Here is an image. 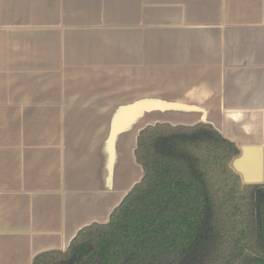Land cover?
I'll return each mask as SVG.
<instances>
[{"label": "crops", "instance_id": "0c3cea01", "mask_svg": "<svg viewBox=\"0 0 264 264\" xmlns=\"http://www.w3.org/2000/svg\"><path fill=\"white\" fill-rule=\"evenodd\" d=\"M156 122L212 124L264 183V0H0V264L107 221Z\"/></svg>", "mask_w": 264, "mask_h": 264}, {"label": "trees", "instance_id": "16d2710c", "mask_svg": "<svg viewBox=\"0 0 264 264\" xmlns=\"http://www.w3.org/2000/svg\"><path fill=\"white\" fill-rule=\"evenodd\" d=\"M237 145L206 122H156L138 133L142 177L105 222L32 264H264V183L230 166Z\"/></svg>", "mask_w": 264, "mask_h": 264}, {"label": "water", "instance_id": "95a60500", "mask_svg": "<svg viewBox=\"0 0 264 264\" xmlns=\"http://www.w3.org/2000/svg\"><path fill=\"white\" fill-rule=\"evenodd\" d=\"M152 124H153V123H152ZM147 125H149V124H147ZM145 126H146V125H145ZM142 128H143V127H142ZM142 128H141V129H142ZM141 129H140V130H141ZM140 130H139V131H140ZM138 133H139V132H138ZM136 139H137V138H136ZM138 181H139V180H138ZM138 181H137V182H138ZM128 191H129V190H128ZM124 196H125V195H124ZM124 196H123V197H124ZM123 197H122V198H123ZM121 200H122V199H121Z\"/></svg>", "mask_w": 264, "mask_h": 264}, {"label": "rangeland", "instance_id": "374dc122", "mask_svg": "<svg viewBox=\"0 0 264 264\" xmlns=\"http://www.w3.org/2000/svg\"><path fill=\"white\" fill-rule=\"evenodd\" d=\"M142 168V167H141ZM121 198V197H120ZM120 198H119V200H120Z\"/></svg>", "mask_w": 264, "mask_h": 264}]
</instances>
